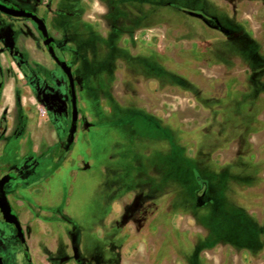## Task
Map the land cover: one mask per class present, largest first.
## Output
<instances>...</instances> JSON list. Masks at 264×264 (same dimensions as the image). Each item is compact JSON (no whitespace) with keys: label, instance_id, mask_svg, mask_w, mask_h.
<instances>
[{"label":"rangeland","instance_id":"obj_1","mask_svg":"<svg viewBox=\"0 0 264 264\" xmlns=\"http://www.w3.org/2000/svg\"><path fill=\"white\" fill-rule=\"evenodd\" d=\"M8 1L69 41L80 106L73 150L34 156L32 223L53 231L32 228L37 249L75 248L81 264H264V0ZM10 31L27 76L0 50L6 135L26 117L34 138L64 141V102L51 122L35 89L62 76L30 23ZM16 158L0 155V176ZM11 232L0 222L15 256Z\"/></svg>","mask_w":264,"mask_h":264},{"label":"flooded vegetation","instance_id":"obj_2","mask_svg":"<svg viewBox=\"0 0 264 264\" xmlns=\"http://www.w3.org/2000/svg\"><path fill=\"white\" fill-rule=\"evenodd\" d=\"M0 4L8 7V8H15L20 9L24 11H28L32 13L33 15H36L39 19H41L45 25L46 32L48 34V37L51 39L50 46L52 47L56 57L60 60V62L65 63V65L70 69V73L73 78V91L75 95V103L76 108L78 112L77 122H76V133L74 135V140L69 148V150H66V140L68 137V131L71 125L72 121V96H71V86L69 79L67 75L63 72V70L60 68V66L54 61V59L51 58V56L48 53L47 47L44 45V38L42 34L38 31L36 24L30 20L25 18H16L8 16L2 12H0V42L2 41V48H0L1 53H6L8 57L12 60V62L18 67V70L24 71V75L27 76L26 69L23 66L22 60H18V53L16 54V44L11 40V31H10V24H12L13 21H25L27 23H30L33 28L35 29L39 41L40 46L42 48V53L46 55V57L49 59V61L53 65V70L60 74L62 76V80L58 81L55 80V84L52 86L45 83L42 86L37 85L35 88L36 91L40 93V100L42 101L41 105L44 109L46 117L52 122L51 116L52 111L54 110V106H56V99H62L64 102V109L65 115L67 116L69 123L67 127V132L64 137V141L53 143L50 142V140H47L42 137H33L31 133H29L27 129L28 120L26 121V117L21 119V117L18 120V126L15 127V131L11 133V136H7V130L5 127V120L0 118V141H4V144L2 147H0V155L1 156H20L23 155V159L16 158V161L10 163L8 166V169L1 174L0 178L6 174H9L12 177V180L9 184L20 181L24 178H31L35 173L36 170L40 165L41 160H37L34 158V156H54V155H63L68 154L70 151L73 150L77 140H79V135L81 132V121H80V106L78 102L77 97V91H76V85L74 80V74H73V50L71 46H69V41H66V44L63 46H59V44L56 42V37L54 34V29L56 28L55 25H51L50 22L39 13L34 12V10L29 8L20 7L16 4L10 3L8 0H0ZM6 29V30H5ZM16 32H12V35H15ZM3 74L4 72L1 69L0 66V83H1V89H0V102L1 97L3 94L4 89V80H3ZM30 81V78H29ZM31 82V81H30ZM30 88V87H29ZM30 122V121H29ZM38 125V124H37ZM36 126V125H35ZM7 136V137H6ZM25 140L24 147H20L19 141ZM57 142V141H56ZM0 221L4 222L0 215ZM12 227L15 240L17 241L18 245L21 247L22 251L24 252L25 257H27V251L23 250V247L21 245L20 236L18 232L15 230L13 225H10ZM24 237V236H23ZM2 262L4 264V258L1 257Z\"/></svg>","mask_w":264,"mask_h":264},{"label":"crops","instance_id":"obj_3","mask_svg":"<svg viewBox=\"0 0 264 264\" xmlns=\"http://www.w3.org/2000/svg\"><path fill=\"white\" fill-rule=\"evenodd\" d=\"M89 132H85V136H88ZM90 134V133H89ZM89 138V136H88ZM98 144L100 145V142H98ZM71 152V151H70ZM62 165H60L59 167H61ZM58 168H56L53 173L55 171H57ZM64 168V167H63ZM89 166L86 167H81L79 170H86L88 169ZM76 172V171H74ZM52 174V173H51ZM50 176H47L45 178H43V180H41L43 183L47 181V179ZM30 178H24L20 181H16L19 182V188L18 190H13L11 191L9 189L10 184H8L6 186V195H7V199L8 202L11 206V201H13V205L15 208V215L18 218V221L20 223V227L22 230V234L24 236V243H25V247L26 249L24 251H27V257H25L24 252L22 251L21 247L18 245L17 241L15 240L14 237V233L11 227V230L13 233V237H14V246L12 247V251L13 253H16L15 256L14 255H10V251H7L6 248L1 247V251L0 254H5V258H4V264H14L13 263V259L14 262L18 261L19 259L21 260V262H23V264H81V259L80 256L77 252V249L72 248V254H71V249L69 250V253H66L64 255H61L59 253H57V251L50 247V248H46L42 251H39L37 249L36 244L38 243L35 240L34 237V233L32 231V228L37 227L38 229H43L45 232H47L48 235L53 236V231L49 229V227H46L44 224L38 222H35V225L32 223L33 221L36 220V217L34 216V213H37V202L38 200L35 199L34 197H32L33 193L37 192V185H31ZM23 193L25 194L23 197H17L18 193ZM15 195V196H14ZM16 197V198H15ZM39 205V204H38ZM58 219V218H57ZM1 222V221H0ZM5 223V222H3ZM7 224V223H5ZM8 226H10L9 224H7ZM56 228L59 229V227L56 226ZM61 229V228H60ZM97 235V233H96ZM47 245V243H46ZM16 251V252H15ZM14 256V258H13ZM18 257V260H16Z\"/></svg>","mask_w":264,"mask_h":264},{"label":"water","instance_id":"obj_4","mask_svg":"<svg viewBox=\"0 0 264 264\" xmlns=\"http://www.w3.org/2000/svg\"><path fill=\"white\" fill-rule=\"evenodd\" d=\"M0 12L8 16H11V17L25 18V19L32 20L36 24L38 31L42 34L44 38V45L47 47L49 55L51 56L52 59H54V61L60 66L63 72L67 75L69 82H70V86H71V96H72V105H73L72 121H71V125L68 131V137L66 140V150H69L74 140V135L76 133V122H77V117H78V112H77L76 103H75V95L73 91V78L70 73V69L65 65V63L60 62V60L56 57L52 47L50 46L51 39L48 37L45 25L41 19H39L36 15H33L32 13L28 11L15 9L13 7L8 8L1 4H0ZM0 89H1V83H0ZM11 180H12V177L9 174H6L0 178V215H1L2 220L5 223L14 226L15 230L18 232L20 236L21 245L23 249L25 250L26 247H25L24 237L22 234L20 223L16 215L12 212L11 206L8 202L7 195H6V186L11 182ZM0 264H3L1 258H0Z\"/></svg>","mask_w":264,"mask_h":264},{"label":"trees","instance_id":"obj_5","mask_svg":"<svg viewBox=\"0 0 264 264\" xmlns=\"http://www.w3.org/2000/svg\"><path fill=\"white\" fill-rule=\"evenodd\" d=\"M137 130V129H136ZM137 132H138V130H137ZM137 135L139 136V133H137ZM152 138V137H151ZM154 138V137H153ZM180 161H179V164H183V166L184 167H188V168H192V166H193V162L192 161H190L189 159H187V158H185L184 156H183V158H181V159H179ZM149 161V160H148ZM195 181H198V182H202V180H200V179H198V177L196 176L195 178Z\"/></svg>","mask_w":264,"mask_h":264}]
</instances>
